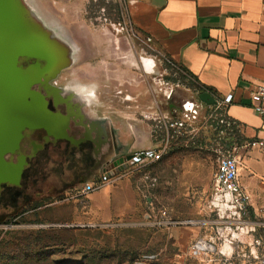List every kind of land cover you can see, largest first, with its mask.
Returning a JSON list of instances; mask_svg holds the SVG:
<instances>
[{"label": "rangeland", "instance_id": "rangeland-1", "mask_svg": "<svg viewBox=\"0 0 264 264\" xmlns=\"http://www.w3.org/2000/svg\"><path fill=\"white\" fill-rule=\"evenodd\" d=\"M22 1L26 18L34 21L28 23L48 43L51 32L62 42L72 43L76 62L62 79L73 74L69 87L96 92L93 105L86 108L88 113L107 117L124 141L133 139L141 147L163 144L165 126L160 119H184L191 139L184 145L172 147L170 143L160 160L112 185L125 184L127 188L104 187L89 194L97 203L92 206L91 218L95 220L109 217L112 191L116 211L133 210L134 201V213L111 222H97L94 226L71 223L73 198L58 192L63 180H59L53 196L37 201L43 208L34 213L20 216L27 208L0 205V264H93L89 256L95 253V264H114L120 249L138 251L141 258L135 264H228L220 252L227 239L230 246H239L232 257L228 255L233 264H255L248 234L236 225L226 228L227 223L210 208L219 158L235 151L227 148L226 134L218 131L215 123L217 119L222 123V110L202 104L198 92L182 82L178 65L170 64V57L160 46L147 43V36L132 23L129 0ZM143 58L155 61L153 72ZM144 77L149 80L151 93ZM140 113L145 115L143 119ZM131 122H138L141 131L133 133ZM240 154L242 181L249 186L254 205L260 209L264 207V154L255 148ZM97 177L93 175L90 182ZM85 185L81 183L78 188ZM88 197L79 199L83 210L89 204ZM24 205L32 207L28 202ZM98 209L101 217L96 213ZM247 220L255 222L264 217L252 212ZM41 229L57 235L59 241L34 246L42 237ZM259 232L264 240V227ZM200 238L214 246L203 256H192L191 246ZM182 247H186L183 252Z\"/></svg>", "mask_w": 264, "mask_h": 264}, {"label": "crops", "instance_id": "crops-1", "mask_svg": "<svg viewBox=\"0 0 264 264\" xmlns=\"http://www.w3.org/2000/svg\"><path fill=\"white\" fill-rule=\"evenodd\" d=\"M129 9L133 25L147 36L151 45L160 46L168 57L187 67L204 85L212 88L214 94H210L218 102L233 94L232 103L224 106V109L229 118L241 124L246 137L254 139L264 136V120L251 108L253 88L264 80V0H129ZM129 125L133 133L141 131L138 122ZM144 148L148 147L134 144L130 151ZM24 150L27 153L28 147ZM82 156L83 153H78L64 162L49 165L47 176L53 175L57 182H71L70 178L75 177L78 169L88 170V167L75 163ZM12 162L18 164L14 160ZM101 169L94 175L98 176ZM90 178L82 183L90 182ZM80 185L70 184L58 189V192H65L73 198L74 202L70 206L71 223L104 224L136 210L133 201V210L116 211L112 203L115 196L112 191L108 203V208L111 207L109 217L104 220L101 217L102 211L98 209L96 213L100 214L101 219L95 220L91 218L94 212L92 206L97 205L94 196L88 197L86 209L79 207ZM110 186L106 187L113 190L126 187L125 184ZM44 197L39 194L37 200ZM119 199L116 195L117 203ZM128 199H131L130 196ZM42 208L40 206L39 209ZM254 238L262 240L263 245L259 249L264 250V240L259 229L247 236L249 246L255 251ZM185 248L182 247L181 251ZM233 248L234 245H228L229 255Z\"/></svg>", "mask_w": 264, "mask_h": 264}, {"label": "flooded vegetation", "instance_id": "flooded-vegetation-1", "mask_svg": "<svg viewBox=\"0 0 264 264\" xmlns=\"http://www.w3.org/2000/svg\"><path fill=\"white\" fill-rule=\"evenodd\" d=\"M50 35V62L37 58L21 59L20 62L23 73L32 81L30 85L32 97H29V101L46 103L48 113L43 116L45 119L42 118L43 124L50 128L48 130V127L44 126L27 129L29 135L22 140L20 148L7 156L10 161L14 160L18 164L24 162V167L18 184L2 183L0 205L27 208L20 216L39 210L40 205L37 204L39 194L51 197L57 190L58 182L54 176L46 174L49 165L64 162L70 156H74L73 154L83 153L75 163L88 167V170L78 169L75 177L70 178L71 182L64 181L62 187L65 188L70 184H81L108 163L117 164L122 159L125 161L134 145L133 139L128 142L122 139L119 129L114 124H109L107 117H97L87 112L86 108L93 105L92 100L96 92L69 87L68 83L73 74L62 79L76 62L75 49L72 43L62 42L58 35H53L52 32ZM147 43H150L148 39ZM143 81L151 93L149 80L144 77ZM131 98L133 99L132 96ZM163 104L162 101L161 113L164 109ZM140 116L141 119L145 117L143 113H140ZM59 117L62 125H67L66 133L61 132L56 122ZM37 123L42 124L41 121ZM27 147L25 153L24 148ZM21 151L24 152L23 157ZM24 202L31 203L32 207L24 205Z\"/></svg>", "mask_w": 264, "mask_h": 264}, {"label": "built area", "instance_id": "built-area-1", "mask_svg": "<svg viewBox=\"0 0 264 264\" xmlns=\"http://www.w3.org/2000/svg\"><path fill=\"white\" fill-rule=\"evenodd\" d=\"M233 94H229L222 102L217 101V105H212L215 109L224 110V106L232 103ZM202 104L207 105L201 101ZM194 106V104H192ZM251 108L259 114L264 120V80L256 84L251 93ZM197 112V110H195ZM222 125L227 129L232 126V121L226 118V111L221 113ZM160 123H164L165 132H163V144L137 149L130 153V158L123 162H111L103 166L100 174L94 183L88 182L83 186L78 193L79 198H86L90 193L101 190L108 185H116L126 178L135 176L138 171H143L151 163L160 160L169 150V145L172 142L174 134L183 135L189 133L190 129L188 123L184 119H163ZM156 136V135H155ZM234 152L224 154L219 158L218 168L213 178V191L211 195L210 208L217 212L222 220L227 223L226 228L231 229L232 225H236L242 233L252 235L258 231L259 228L264 227V220L255 222H248V217L253 213L257 216L264 217V207L260 209L255 208L253 194L250 189L243 183L241 170L243 167L241 151L249 149H259L264 154V136L251 139L242 145H235L232 147ZM94 226V224H89ZM236 233H233V236ZM226 240L220 252L225 256L226 263L233 264L229 254H227V247L229 245ZM263 245L260 238L253 239L252 250L255 264H264V250H259ZM212 242L203 238L198 239L191 246L192 256H203L213 248ZM239 246L234 245L233 251L229 256H233L238 250Z\"/></svg>", "mask_w": 264, "mask_h": 264}, {"label": "water", "instance_id": "water-1", "mask_svg": "<svg viewBox=\"0 0 264 264\" xmlns=\"http://www.w3.org/2000/svg\"><path fill=\"white\" fill-rule=\"evenodd\" d=\"M26 14L22 0H0V190L2 183H19L24 162L14 164L7 156L20 148L29 135L27 129L45 126L43 116L48 113L45 102L29 101L32 81L20 66L21 59L27 58L50 62L48 41L32 28L30 24L34 21L26 18ZM198 96L208 106L217 105L209 92ZM56 122L61 132L66 133L67 125H62L60 117Z\"/></svg>", "mask_w": 264, "mask_h": 264}, {"label": "trees", "instance_id": "trees-1", "mask_svg": "<svg viewBox=\"0 0 264 264\" xmlns=\"http://www.w3.org/2000/svg\"><path fill=\"white\" fill-rule=\"evenodd\" d=\"M103 2H105V0H102ZM90 8V7H89ZM170 64H176L178 65V72L181 74V80L182 82H184L185 84L188 85L189 88L193 89L195 92H198V94L204 93V92H209L214 94V90L206 85H204L199 78L192 73L187 67L176 63L175 60H173L171 57L169 59ZM171 67V66H169ZM207 106V105H206ZM215 108V107H213ZM225 113V109L221 111V113ZM226 118L229 119L230 121H232V126L227 129L224 125H222L219 119H217V121L215 122L216 125L218 126L217 129L220 132H224L226 134V146L227 148H232L235 145H242L245 144L247 141H249L250 139L248 137H246L241 129V124L231 118L228 117V115L226 114ZM191 139V135H189L188 133H184L183 135H177L174 134V137L172 139V147L173 145L178 146V145H184L185 142L189 141ZM191 143V141L189 142ZM54 231V230H53ZM39 234L42 235V237L37 238L36 241L34 242V246H47L50 243H57L59 241V237L55 234L50 235L51 233H49L48 231H46L45 229H41L39 231ZM49 240V241H47ZM49 242V243H48ZM44 245H42V244ZM50 246V245H49ZM97 254H92L89 256L90 259V263L95 264V262L98 260L97 259ZM102 258V257H101ZM117 258V259H116ZM115 258V263L114 264H135L138 261H140V253L138 251H126L124 252L123 250H118L117 256Z\"/></svg>", "mask_w": 264, "mask_h": 264}, {"label": "bare ground", "instance_id": "bare-ground-1", "mask_svg": "<svg viewBox=\"0 0 264 264\" xmlns=\"http://www.w3.org/2000/svg\"><path fill=\"white\" fill-rule=\"evenodd\" d=\"M143 63H145L147 68L153 72V69L156 66V63H155V61L153 59H151V58H143Z\"/></svg>", "mask_w": 264, "mask_h": 264}]
</instances>
